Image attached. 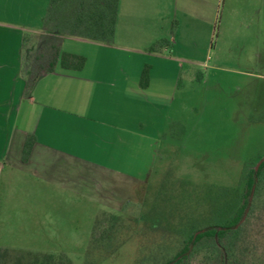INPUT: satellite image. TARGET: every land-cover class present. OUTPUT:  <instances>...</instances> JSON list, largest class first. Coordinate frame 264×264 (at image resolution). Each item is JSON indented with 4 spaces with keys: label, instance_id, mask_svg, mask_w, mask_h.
I'll return each mask as SVG.
<instances>
[{
    "label": "crops",
    "instance_id": "1",
    "mask_svg": "<svg viewBox=\"0 0 264 264\" xmlns=\"http://www.w3.org/2000/svg\"><path fill=\"white\" fill-rule=\"evenodd\" d=\"M219 2L119 0L105 45L45 34L46 0H0V250L92 230L103 205L123 202L125 182L145 185L153 146L140 107L165 72L134 60L166 61L165 33L210 22ZM61 55L81 57L82 68L63 70Z\"/></svg>",
    "mask_w": 264,
    "mask_h": 264
},
{
    "label": "rangeland",
    "instance_id": "2",
    "mask_svg": "<svg viewBox=\"0 0 264 264\" xmlns=\"http://www.w3.org/2000/svg\"><path fill=\"white\" fill-rule=\"evenodd\" d=\"M165 35L166 61L134 60L165 72L154 79L150 105L140 107L153 146L148 181L140 187L125 182L123 202L111 201L100 212L137 219L133 233L143 219H160L164 227L202 215L210 191L237 186L245 168L264 159V0H220L210 22ZM90 231L44 237L26 252L50 255L55 264H66L59 256L85 264ZM139 239L130 233L98 264H133Z\"/></svg>",
    "mask_w": 264,
    "mask_h": 264
},
{
    "label": "trees",
    "instance_id": "3",
    "mask_svg": "<svg viewBox=\"0 0 264 264\" xmlns=\"http://www.w3.org/2000/svg\"><path fill=\"white\" fill-rule=\"evenodd\" d=\"M118 1L46 0L43 32L108 45L114 37ZM30 39L25 34L23 46L29 47ZM164 45H154L150 51L156 52ZM48 58L52 59L49 65L52 70L55 48ZM58 63L63 70H80L84 60L61 55ZM25 67H30V61ZM27 76H31L29 70ZM33 143L34 138L28 136L25 154ZM210 195L213 199L206 203L202 215L170 221L164 227L160 219L153 222L143 219L135 233L137 219L132 222L118 215L97 214L85 264L102 262L123 245L130 233L140 237L138 257L133 264H264V162L257 171L246 167L237 186L217 188ZM57 259L69 263L64 256ZM55 263L56 258L50 255L0 250V264Z\"/></svg>",
    "mask_w": 264,
    "mask_h": 264
},
{
    "label": "water",
    "instance_id": "4",
    "mask_svg": "<svg viewBox=\"0 0 264 264\" xmlns=\"http://www.w3.org/2000/svg\"><path fill=\"white\" fill-rule=\"evenodd\" d=\"M264 162V159L262 161L259 162V164L256 166V168L254 169L255 171H257L258 167L260 166V164ZM252 195L250 197V201H251ZM243 221V220H242Z\"/></svg>",
    "mask_w": 264,
    "mask_h": 264
}]
</instances>
